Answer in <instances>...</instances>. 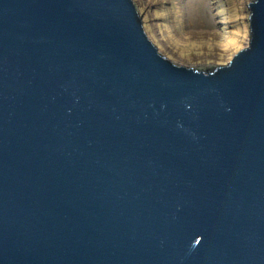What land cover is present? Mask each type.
Listing matches in <instances>:
<instances>
[{"label":"water","instance_id":"1","mask_svg":"<svg viewBox=\"0 0 264 264\" xmlns=\"http://www.w3.org/2000/svg\"><path fill=\"white\" fill-rule=\"evenodd\" d=\"M248 15L197 71L133 0H0V264H264V0Z\"/></svg>","mask_w":264,"mask_h":264},{"label":"rangeland","instance_id":"2","mask_svg":"<svg viewBox=\"0 0 264 264\" xmlns=\"http://www.w3.org/2000/svg\"><path fill=\"white\" fill-rule=\"evenodd\" d=\"M251 0H133L143 28L174 64L208 71L248 45Z\"/></svg>","mask_w":264,"mask_h":264},{"label":"clouds","instance_id":"3","mask_svg":"<svg viewBox=\"0 0 264 264\" xmlns=\"http://www.w3.org/2000/svg\"><path fill=\"white\" fill-rule=\"evenodd\" d=\"M248 6H249V3H248ZM249 18V17H248ZM220 66V65H219Z\"/></svg>","mask_w":264,"mask_h":264}]
</instances>
